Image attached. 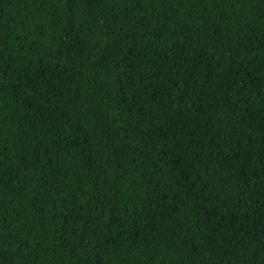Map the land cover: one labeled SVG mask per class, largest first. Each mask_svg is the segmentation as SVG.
<instances>
[{"label":"trees","instance_id":"1","mask_svg":"<svg viewBox=\"0 0 264 264\" xmlns=\"http://www.w3.org/2000/svg\"><path fill=\"white\" fill-rule=\"evenodd\" d=\"M0 264H264V0H0Z\"/></svg>","mask_w":264,"mask_h":264}]
</instances>
